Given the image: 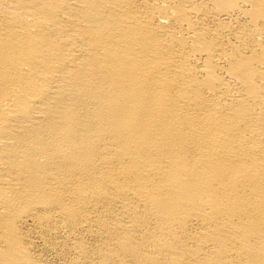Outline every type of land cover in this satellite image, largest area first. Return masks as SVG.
<instances>
[{
  "label": "bare ground",
  "instance_id": "1",
  "mask_svg": "<svg viewBox=\"0 0 264 264\" xmlns=\"http://www.w3.org/2000/svg\"><path fill=\"white\" fill-rule=\"evenodd\" d=\"M0 264H264V0H0Z\"/></svg>",
  "mask_w": 264,
  "mask_h": 264
}]
</instances>
